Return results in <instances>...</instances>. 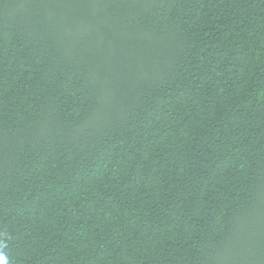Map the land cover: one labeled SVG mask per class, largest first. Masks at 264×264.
<instances>
[{
	"label": "trees",
	"instance_id": "obj_1",
	"mask_svg": "<svg viewBox=\"0 0 264 264\" xmlns=\"http://www.w3.org/2000/svg\"><path fill=\"white\" fill-rule=\"evenodd\" d=\"M7 264H264V0H0Z\"/></svg>",
	"mask_w": 264,
	"mask_h": 264
},
{
	"label": "clouds",
	"instance_id": "obj_2",
	"mask_svg": "<svg viewBox=\"0 0 264 264\" xmlns=\"http://www.w3.org/2000/svg\"><path fill=\"white\" fill-rule=\"evenodd\" d=\"M0 264H7L6 257L3 254H0Z\"/></svg>",
	"mask_w": 264,
	"mask_h": 264
}]
</instances>
